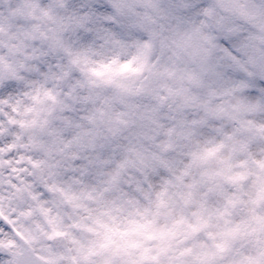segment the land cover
Listing matches in <instances>:
<instances>
[{
  "label": "clouds",
  "instance_id": "obj_1",
  "mask_svg": "<svg viewBox=\"0 0 264 264\" xmlns=\"http://www.w3.org/2000/svg\"><path fill=\"white\" fill-rule=\"evenodd\" d=\"M0 264H264V0H0Z\"/></svg>",
  "mask_w": 264,
  "mask_h": 264
}]
</instances>
